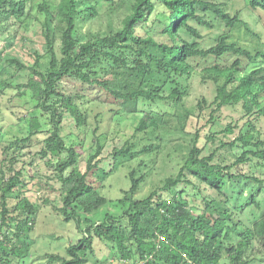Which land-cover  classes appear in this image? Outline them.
<instances>
[{
    "label": "trees",
    "instance_id": "trees-1",
    "mask_svg": "<svg viewBox=\"0 0 264 264\" xmlns=\"http://www.w3.org/2000/svg\"><path fill=\"white\" fill-rule=\"evenodd\" d=\"M104 1L109 2L112 12L125 11L121 26L110 24L106 33L89 34L85 40L81 24L99 16L94 0H60L55 13L43 3L38 10L45 15L43 33L51 57L49 67L46 71L39 69L41 56L32 68L18 58L8 61L17 71H31L24 86L53 127L46 143L56 158L61 182L63 207L59 212L68 221H75L83 232L81 239L68 247L69 259L55 257L53 261L86 264L94 247L102 244L111 249L117 261L113 264H255L264 256V212L248 226L237 217L244 203L235 202L244 198L242 183L264 186V180L255 173L241 170L242 165L264 168V132L259 127L264 119V41L242 19L241 11L232 14L224 3ZM35 2L0 0V24L12 20L26 24L32 18ZM158 6L167 11V19L156 23L169 42L157 40L154 27H149ZM246 8L264 12V0H251ZM199 26L218 28L219 32L206 37ZM140 27L147 29V35L137 33ZM243 30L251 45H243L235 36ZM3 53L0 45V77L7 71L1 66ZM195 76H201L204 84H213L214 96L213 100L202 96L189 110L186 102L192 96ZM15 88L0 78V94ZM80 100L118 106L116 112L123 115H136L140 101L174 102L176 111L142 112L134 118L137 125L132 137L113 151V170L100 168L96 160L102 146L97 142L83 173L81 154L67 147L61 136L66 114L75 120L77 128L87 125L88 116ZM209 109L213 125L217 123L216 113L224 109L239 115L221 131L207 136L208 142H219L215 151L203 155L205 148L198 145L197 131L178 173L167 177L147 197L136 199L135 195L151 169L141 176L133 170L131 188L122 198L102 195L106 180L119 166L163 153L172 132L186 133L189 120L204 118ZM43 128L42 117L35 115L30 119L28 137L0 142V264H15L16 260L24 263L34 245L30 236L37 208L23 196V173L15 168L23 150L32 146L33 138ZM222 149L236 152L230 165L219 161ZM194 180L218 193L213 199L203 198L201 212L193 207L194 201L186 199L187 190L181 188L195 187ZM228 184L237 189L235 195L226 192ZM16 192L18 203L10 208L9 201ZM250 200L260 208L255 194Z\"/></svg>",
    "mask_w": 264,
    "mask_h": 264
},
{
    "label": "rangeland",
    "instance_id": "rangeland-1",
    "mask_svg": "<svg viewBox=\"0 0 264 264\" xmlns=\"http://www.w3.org/2000/svg\"><path fill=\"white\" fill-rule=\"evenodd\" d=\"M60 0H36L32 18L24 25L15 23L14 20L0 24V45L3 47L2 67L7 71L0 77L3 81L12 83L15 89H8L4 94H0V142H9L17 138H26L29 136V125L32 116H41L44 128L41 134L33 138L32 146L25 148L16 165V171L23 173L22 180L25 188L22 189L24 197L37 208V213L33 220V231L31 239L34 241L31 254L24 263L16 260L15 264H60L61 261H53L55 257L69 259L67 249L70 245L77 243L83 236L79 231L77 223L73 220L68 221L66 217L59 212L63 207L61 197V182L56 172V158L47 149L46 139L53 130L52 124L47 114L37 107L36 102L31 98L29 90L24 86L31 76L30 69L17 71L13 66H9V60L12 58L20 59L28 68H32L41 56L39 69L46 71L49 67L51 57L47 54L46 40L43 33V22L45 15L39 13V6L47 3L49 9L55 13ZM217 3L226 4L228 11L235 14L242 12V19L245 20L251 28L260 35L264 41V12L259 10L257 13L246 8V4L251 0H209ZM94 5L98 9L99 16L88 22L81 24L80 33L83 40L87 36L100 35L106 33L108 26L113 24L116 28L121 26V21L125 17V11H111L109 2L104 0H94ZM167 19V11L158 6V11L152 17V23L149 27H154L155 38L162 42H169L166 36L160 34L159 20ZM154 21V24H153ZM200 32L206 37H214L218 28L209 29L202 26L198 27ZM140 35H147V29L140 27L137 29ZM241 38L243 45H251L250 37H247L244 30L235 35ZM11 43V46L8 45ZM59 48V44L57 46ZM200 71V70H199ZM201 76H195L192 81V96L186 102V108L192 110L202 96L213 100L214 86L212 83L204 84L201 82ZM4 86V85H3ZM79 104L88 116L87 125L83 128H77L75 120L66 114L61 126V136L67 147H74L81 154L80 168L83 173L87 170V162L92 153L97 148V142L101 143L102 152L96 161H99L100 168L107 172L113 170L115 161L112 153L116 148H121L134 134L137 120L135 117L142 116L144 111H156L160 113L174 114L176 104L174 102H156L150 103L140 101L139 112L136 115H123L117 113L118 106L103 105L97 102L87 103L86 100H80ZM209 109L202 119L192 118L187 125L186 133L172 132L165 151L157 156H142L134 161L126 162L106 180L105 187L101 191L102 195L109 199H119L124 195V191L131 188L130 174L133 170L138 171V176L151 172L148 179L142 183L139 191L135 195L136 199L147 197L152 191L163 185L164 180L178 173L183 164L185 155L188 154L190 147L195 140V134L199 132L198 145L204 147L203 155H210L219 147V142H208L207 136L212 132H219L230 123L233 118L238 119L239 115L230 109H224L216 113L217 123L213 125L209 122ZM264 132V119L259 124ZM222 138V135L219 136ZM233 137H229L231 140ZM236 152L222 149L218 152V159L224 165H230L235 161ZM220 157V158H219ZM1 159V148H0ZM145 163L146 165H140ZM243 173L255 175L264 180V168H254L250 165L241 166ZM68 174V172L66 173ZM194 186L181 188L187 190L186 199L192 202L193 207L201 212L203 207V198L217 197L218 193L207 188L205 185L194 180ZM233 184H228L226 192L233 196L237 189ZM244 191V198L235 203H244L243 209H238L237 217L245 224L250 226L257 217L264 212V186L251 183L241 185ZM255 194L260 208L251 203L250 196ZM19 195L16 192L9 201V207L13 208L17 203L16 198ZM1 202V192H0ZM239 205V204H238ZM0 206V218H1ZM83 228H85L83 226ZM255 264H264V256L259 258ZM117 261L112 256V251L108 246L97 244L94 252L88 257L86 264H113Z\"/></svg>",
    "mask_w": 264,
    "mask_h": 264
}]
</instances>
